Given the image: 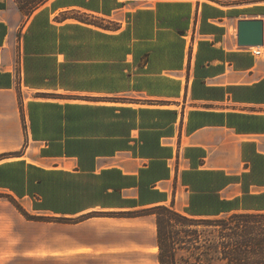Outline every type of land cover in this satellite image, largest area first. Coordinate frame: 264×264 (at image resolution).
Segmentation results:
<instances>
[{
	"label": "crops",
	"instance_id": "1",
	"mask_svg": "<svg viewBox=\"0 0 264 264\" xmlns=\"http://www.w3.org/2000/svg\"><path fill=\"white\" fill-rule=\"evenodd\" d=\"M264 0H0V264H160L158 206L264 210ZM33 217V218H32Z\"/></svg>",
	"mask_w": 264,
	"mask_h": 264
},
{
	"label": "trees",
	"instance_id": "2",
	"mask_svg": "<svg viewBox=\"0 0 264 264\" xmlns=\"http://www.w3.org/2000/svg\"><path fill=\"white\" fill-rule=\"evenodd\" d=\"M145 213L157 217L160 264H264V210L206 222L164 205L128 215ZM201 224L219 228L205 232Z\"/></svg>",
	"mask_w": 264,
	"mask_h": 264
},
{
	"label": "water",
	"instance_id": "3",
	"mask_svg": "<svg viewBox=\"0 0 264 264\" xmlns=\"http://www.w3.org/2000/svg\"><path fill=\"white\" fill-rule=\"evenodd\" d=\"M238 38L242 46H262L264 43L263 21L261 19L240 20Z\"/></svg>",
	"mask_w": 264,
	"mask_h": 264
},
{
	"label": "rangeland",
	"instance_id": "4",
	"mask_svg": "<svg viewBox=\"0 0 264 264\" xmlns=\"http://www.w3.org/2000/svg\"><path fill=\"white\" fill-rule=\"evenodd\" d=\"M10 201L13 202V200L8 198L6 195L0 194V210L3 212H6L8 214V218L4 219L3 225H4V227L7 228L8 233H10L9 236L6 235V236L2 237L3 241H15V239L13 237H11L13 235L11 227H13V224L15 223L16 216H14L13 213L11 212V209H13V207H12V204ZM13 203H15V202H13ZM16 205L18 206V204H16ZM18 208H20V206H18ZM227 216H228V214H224V215L214 217V218H195V219H197L199 221H205V222L206 221H216V220L218 221L220 219L226 218ZM196 227L199 230L205 231V232L219 228L218 226L203 225V224L198 225Z\"/></svg>",
	"mask_w": 264,
	"mask_h": 264
},
{
	"label": "built area",
	"instance_id": "5",
	"mask_svg": "<svg viewBox=\"0 0 264 264\" xmlns=\"http://www.w3.org/2000/svg\"><path fill=\"white\" fill-rule=\"evenodd\" d=\"M254 52H255L256 55H261L263 51L261 50V47H258V48L255 49Z\"/></svg>",
	"mask_w": 264,
	"mask_h": 264
}]
</instances>
